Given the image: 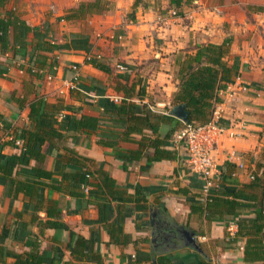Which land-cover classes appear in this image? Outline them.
I'll return each mask as SVG.
<instances>
[{
	"label": "crops",
	"instance_id": "obj_1",
	"mask_svg": "<svg viewBox=\"0 0 264 264\" xmlns=\"http://www.w3.org/2000/svg\"><path fill=\"white\" fill-rule=\"evenodd\" d=\"M88 1L94 0H6L0 7L1 16L15 11L32 28L28 40L33 31L45 32L55 45L37 73L26 71V58L0 49V153L20 152L14 129L32 125L29 104L36 96L100 118L97 130H62L65 137L46 138L41 155L29 157L26 168H43L51 177L27 176L20 165L11 175L0 172V264H259L243 261L244 239L229 241L237 215L207 222L203 212L191 211L206 195L190 185L183 151L172 144L177 131L164 147L178 157L149 162L151 150L137 140L146 144L158 132L143 126L124 136L125 123L104 112L100 99L169 114L186 56L226 42L223 61L237 72L213 106L224 120L212 154L215 185L221 178L231 185L250 181L264 151V0H183L176 8L169 0H103L106 9L63 17ZM131 84L128 97L123 88ZM167 128L160 124V138ZM136 149L138 159L124 160ZM75 158L90 169L92 184L71 180L81 169ZM151 207L159 209L155 225L192 229L203 252L184 245L180 232L152 242Z\"/></svg>",
	"mask_w": 264,
	"mask_h": 264
},
{
	"label": "trees",
	"instance_id": "obj_2",
	"mask_svg": "<svg viewBox=\"0 0 264 264\" xmlns=\"http://www.w3.org/2000/svg\"><path fill=\"white\" fill-rule=\"evenodd\" d=\"M6 0H0V7ZM139 0L134 1V5ZM183 0H169L173 7H178ZM106 2L103 0H94L81 2L76 8H72L63 17L71 19L81 17L85 12L99 11L106 9ZM46 29V28H45ZM32 28L17 14L15 11H7L5 15H0V49L10 50L14 55L24 57L30 62V66L37 69L47 67L45 61V52L52 51L55 47L53 43L47 40L45 32H34L33 38L28 40V33ZM228 52L226 42L221 44L207 43L199 47L195 54H188L183 61L180 69V83L173 94V103H183L189 112L187 122H182L171 114H162L148 108L146 105L137 106L133 101L122 99L116 104L108 98L100 99L103 104L104 112L110 115L120 116L125 123L124 136L133 132H141L143 126H147L152 134L157 135L148 138L145 144L137 140L140 146H146L151 150L146 154L149 162L161 158L174 159L176 151L165 148L166 140L170 141L174 132L186 125H195L209 122L212 119L214 103L219 100L217 91L225 87L230 81L231 75L237 72L236 68L227 65L223 61V56ZM91 61L94 67L109 71V68L98 61ZM50 67V66H48ZM32 71L31 67L26 69ZM134 84L123 88L124 95H130V90ZM138 96H142V90H138ZM129 97V96H128ZM61 109H66L61 118L58 119V113ZM28 116L32 121L30 127H19L14 129V135L22 141L19 153L6 155L0 153V172L11 175L15 166L20 165V172L27 176L51 177L50 171L43 168L31 167L26 168L29 157H38L41 155L40 147L46 138L65 137L62 130L68 132L77 131H95L99 126L100 118L97 115L76 114L71 106L63 105L60 101L50 102L43 96H36L29 104ZM224 120H218L222 124ZM167 125V130L163 137L160 138L158 131L160 124ZM55 124L57 126H55ZM112 144V143H111ZM123 154L124 160L138 159L142 155L141 149L127 150ZM178 157V156H177ZM82 160H90L86 156H79ZM75 165L81 169L78 173L70 175L71 180L92 184L90 180V169L82 168V164L77 158ZM184 167V166H183ZM185 171L188 170L184 167ZM257 169L260 173H254L252 179L240 185H231L223 182L222 178L217 185L209 189V193L203 200H196L191 205V211L203 212L207 222H210L222 214L228 213L237 215V230L229 238V241L236 242L238 239H244L243 256L245 263L259 262L264 264V151L262 161L258 162ZM190 185H197L202 188V180L196 174L189 175ZM250 211V216L241 215L242 211ZM224 239V238H223ZM222 239L217 241L221 243ZM203 264H212L210 261H204ZM221 264V263H216Z\"/></svg>",
	"mask_w": 264,
	"mask_h": 264
},
{
	"label": "built area",
	"instance_id": "obj_3",
	"mask_svg": "<svg viewBox=\"0 0 264 264\" xmlns=\"http://www.w3.org/2000/svg\"><path fill=\"white\" fill-rule=\"evenodd\" d=\"M171 13L172 15L176 14V11L172 10ZM18 64H21V60ZM28 67H31L33 72L42 71L30 66V64H28ZM72 68L75 70L76 66ZM120 68L124 67L120 66ZM114 99L116 100V98ZM222 118L218 109L213 107L212 119L209 122L186 125L177 130L172 140V144L183 151L181 161L188 173L196 174L202 180L201 190L206 196L219 177V172L213 163L212 154L218 143L219 134L222 132L221 124L218 123V120Z\"/></svg>",
	"mask_w": 264,
	"mask_h": 264
},
{
	"label": "water",
	"instance_id": "obj_4",
	"mask_svg": "<svg viewBox=\"0 0 264 264\" xmlns=\"http://www.w3.org/2000/svg\"><path fill=\"white\" fill-rule=\"evenodd\" d=\"M168 113L176 116L183 122H187L189 117V112L186 109L185 105L183 103H178L173 106H171L168 110ZM159 212V209L157 207H151L150 208V223L154 226L156 224V215ZM154 230L152 231V238L151 241L155 242L157 240H169V238H177L176 232H180L183 236L184 245L190 246L197 250L198 252L202 253V248L200 246L199 241L196 238V233L187 227L184 226H175L174 228L168 227L167 224H157L154 226ZM175 234V235H174Z\"/></svg>",
	"mask_w": 264,
	"mask_h": 264
}]
</instances>
